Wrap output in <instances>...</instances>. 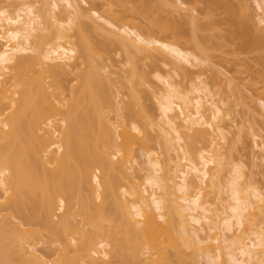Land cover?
I'll use <instances>...</instances> for the list:
<instances>
[{
    "label": "bare ground",
    "instance_id": "bare-ground-1",
    "mask_svg": "<svg viewBox=\"0 0 264 264\" xmlns=\"http://www.w3.org/2000/svg\"><path fill=\"white\" fill-rule=\"evenodd\" d=\"M151 2L0 0V264H264V113L245 173L231 109L264 107V71L220 73L210 12ZM253 2L241 53L264 46Z\"/></svg>",
    "mask_w": 264,
    "mask_h": 264
},
{
    "label": "rangeland",
    "instance_id": "rangeland-1",
    "mask_svg": "<svg viewBox=\"0 0 264 264\" xmlns=\"http://www.w3.org/2000/svg\"><path fill=\"white\" fill-rule=\"evenodd\" d=\"M215 1L217 6L208 4L205 0H183V2L187 4V7H196L197 11L200 13H205L207 11L210 12V17L208 20L204 19L202 17V14L198 13L200 14L199 17L201 19L198 20L200 31L197 32V37L202 42V45L208 48L211 53L215 57H217V59H215V62H219L220 69H217L220 73L223 72L224 75L226 74L227 76L230 74L229 76L232 77L236 76L235 79L236 81H238V83H241L242 79L247 76L255 80V77L259 75L261 71H264V66L260 65V61L264 60L261 59V57L264 58V49H262V47L264 46L260 48L256 47L247 53H241L239 50V45L241 43L240 36L250 35L249 28H251V25L253 26L254 21L256 20V16L259 12L258 9L254 5L253 0ZM143 3L149 9V12H154L155 9H157V6L153 2H151V0H143ZM225 6L233 9L235 16L232 20H230L226 8H224ZM161 16L167 20L166 17L169 18L171 15H168V10H165L161 12ZM176 20V25H178V27L188 36L190 31L187 25V21L183 18H178ZM260 35L264 36L262 32L260 33ZM221 53L222 57L220 59L219 56ZM107 54L109 56L111 66L116 67V70H120V72L123 71L124 69L120 67V64L124 59L123 55L116 52V50L112 48L108 50ZM140 65L146 72L153 67L149 63H146V65ZM154 67L157 70L162 69L160 65ZM241 101L243 102L242 105H244V107L241 106L237 107L236 109L234 107L231 109H233V116L235 117V120H237V124H239L238 128H240L245 135L246 133L248 135V129L249 126L253 123L252 117H254L251 116V114L256 115V117L254 118L256 119L258 117L257 120H259L260 117L257 115L262 116V113H264V107H262L256 99L253 100L251 104L250 101H247V103L244 102V99H242ZM146 104L152 105L150 101H147ZM246 104H249L248 107H246ZM254 130L262 137V139H264V127L255 125ZM233 132H236L235 128L233 130H230L228 138L232 137ZM247 135L245 136L247 137L246 140L238 144V147L236 148L237 153L235 152L234 154L235 157L241 156L240 158H242L243 164H245L246 168L245 173H250L254 171V169L252 168L251 161L249 159L251 139L248 137L249 135ZM256 170L259 169H255V171ZM260 178L262 179V177L260 176L255 177L256 180L258 179L257 185L261 188H264V181H262ZM114 262L113 264H120L118 261H116L115 263Z\"/></svg>",
    "mask_w": 264,
    "mask_h": 264
},
{
    "label": "snow or ice",
    "instance_id": "snow-or-ice-1",
    "mask_svg": "<svg viewBox=\"0 0 264 264\" xmlns=\"http://www.w3.org/2000/svg\"><path fill=\"white\" fill-rule=\"evenodd\" d=\"M262 24H264V21H261Z\"/></svg>",
    "mask_w": 264,
    "mask_h": 264
}]
</instances>
